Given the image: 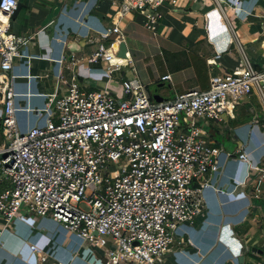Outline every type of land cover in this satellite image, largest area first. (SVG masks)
<instances>
[{
    "label": "built area",
    "instance_id": "2783aa9c",
    "mask_svg": "<svg viewBox=\"0 0 264 264\" xmlns=\"http://www.w3.org/2000/svg\"><path fill=\"white\" fill-rule=\"evenodd\" d=\"M181 1L122 0L114 5L119 19L140 14L154 29L163 9H175ZM258 3L253 0L247 6L246 0H226L218 1L217 8L225 4L239 20L250 21L258 16ZM18 4L0 0V94L7 140L0 158L3 230L24 209L51 217L101 249L103 264H161L165 255L190 246L191 241H179L176 232L181 225H195L203 214L202 192L207 177L219 171L223 152L206 142V131L198 123L202 119L224 124L226 118H234L237 105L253 95L264 108V68L245 57L242 71L211 76L205 91L195 89L154 102L137 78L122 80L124 99L108 88H82L77 72L70 79L61 73L68 60L67 68L76 67L75 54L62 55L56 61L61 66L57 87L46 106L35 111L37 116L47 115V124L22 133L16 119V77L11 72L31 37L11 31ZM113 35L121 38L108 46L98 43L89 60L104 65L108 81L132 64L130 57L119 56L124 41L119 23L104 33L106 38ZM238 157L251 166L245 148ZM252 184L248 180L243 186ZM33 254L41 263L47 260L37 248Z\"/></svg>",
    "mask_w": 264,
    "mask_h": 264
},
{
    "label": "crops",
    "instance_id": "0c3cea01",
    "mask_svg": "<svg viewBox=\"0 0 264 264\" xmlns=\"http://www.w3.org/2000/svg\"><path fill=\"white\" fill-rule=\"evenodd\" d=\"M121 1L18 0L22 9L12 18L11 31L22 38L31 37L11 72L16 77V119L22 133L47 124V115L37 116L35 111L46 106L48 95L57 87L61 66L56 61L62 55L75 54L76 67L73 71L67 68L68 60L61 73L70 79L77 72L82 88H108L117 98L124 99L122 80L137 78L154 102L195 89L205 91L210 87L211 76L242 71L245 57L250 60L246 50L255 59V63L250 62L264 68V0H259L258 16L250 21L239 20L225 4L218 9L217 2L226 0H182L175 9H163V18L154 29L140 14L119 19L114 4ZM252 1L246 0L247 6ZM117 23L132 64L108 81L103 74L104 65L89 60L98 43L121 38L104 36L107 28ZM168 75L169 80H162ZM59 86L62 91L65 89L63 84ZM252 97L237 105L234 118H226L222 125L199 121L206 131V142L223 149L220 168L207 177L208 186L202 192L203 214L195 225H181L176 232L179 241L185 243L189 239L191 245L165 255L161 264H264V118L251 106ZM3 109L0 94V158L7 145L2 133ZM180 131H184L183 127ZM242 148L251 166L239 159ZM248 180L253 184L243 186ZM200 183L197 181L196 185ZM4 225L0 213V231ZM34 248L47 257L45 262L33 254ZM104 261L101 249L69 233L51 217H37L27 209L0 235V264Z\"/></svg>",
    "mask_w": 264,
    "mask_h": 264
},
{
    "label": "rangeland",
    "instance_id": "374dc122",
    "mask_svg": "<svg viewBox=\"0 0 264 264\" xmlns=\"http://www.w3.org/2000/svg\"><path fill=\"white\" fill-rule=\"evenodd\" d=\"M229 14V13H228ZM234 26H235V29L236 30H238V26H237V23L236 24H234ZM261 37L263 38V32H261ZM107 46L110 44V42H106L105 43ZM257 47H259V44L257 45ZM246 52H247V55H248V57L250 58V60H251V62L252 63H255V59L253 58V56L252 55H250L249 54V52L246 50ZM252 56V57H251ZM264 56V55H263ZM263 60H264V57H263ZM103 74L105 75L106 73H105V71H103ZM253 99H252V102L250 103L251 104V106L252 107H254L255 108V110H259L260 112H262L263 113V115H262V117L264 118V108H263V106L261 105V103H259V101L257 102V97H256V95H253V97H252ZM227 134H224V136H226ZM221 138V140H222V143L224 144L225 142V138L223 137V136H221L220 137ZM227 142H229V141H226V143ZM8 144H9V142H8ZM227 146H228V143H227ZM81 207H84L83 205H81ZM102 261V260H101Z\"/></svg>",
    "mask_w": 264,
    "mask_h": 264
},
{
    "label": "water",
    "instance_id": "95a60500",
    "mask_svg": "<svg viewBox=\"0 0 264 264\" xmlns=\"http://www.w3.org/2000/svg\"><path fill=\"white\" fill-rule=\"evenodd\" d=\"M21 9H22V3H19V4H18V8H17V10L15 11V14H14L13 18H15L16 15L19 14V12L21 11ZM127 53H128V48H127L126 43H125V42H121V44H120V52H119V56L122 57V58H128V57H127ZM1 158H2V157H1Z\"/></svg>",
    "mask_w": 264,
    "mask_h": 264
}]
</instances>
